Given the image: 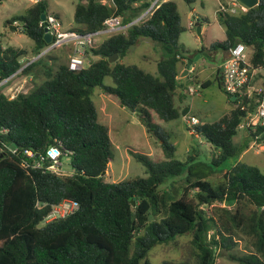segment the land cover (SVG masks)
<instances>
[{
    "label": "trees",
    "instance_id": "obj_1",
    "mask_svg": "<svg viewBox=\"0 0 264 264\" xmlns=\"http://www.w3.org/2000/svg\"><path fill=\"white\" fill-rule=\"evenodd\" d=\"M110 2L81 0L71 30L98 31L111 16H120L123 24H130L152 0ZM44 13L49 14L48 4L39 0L26 15L5 21L6 26L12 24V30H17L13 23L19 21L21 32L34 41L29 59L48 46L45 29L40 26ZM218 20L225 28V40L190 50L179 42L187 27L182 25L176 2L163 0L126 33L108 36L100 46L91 48L99 57L81 71L70 70L68 63L54 68L46 61V53L21 73L31 75L41 66L42 82L14 98L0 91V264H152L149 253L157 245L177 243L183 236L191 237L194 258L183 264H216L218 250L235 249L236 237H247L249 251L230 253V259L239 264H264V172L240 160L252 142L264 144V125L240 128L248 112L255 111L257 95L238 96L232 101L233 109L219 120L187 125L212 147L211 160H201L196 147L188 150L187 161L178 160L175 145L153 120V112L163 121L181 119L189 112V105L181 107L176 100L183 103L188 95L184 91L189 76L181 77L188 58L230 52L242 42L253 50V67L264 65V0L247 10L218 11ZM196 21L199 24L194 23V29L201 26V20ZM140 38L160 46L157 74L109 60L117 53L122 58ZM28 54L26 49L4 46L0 38V80L16 73ZM58 59L60 56L54 61ZM220 73L218 68L217 81L222 88ZM108 75L115 86L104 84ZM210 84L207 80L202 86ZM96 87L116 96L120 106L138 113L147 131L162 141L166 159L161 162L132 152L146 167L147 176L122 182L106 179L114 156L109 127L99 121L92 100ZM240 129L245 137L236 142ZM12 145L16 153L10 150ZM52 146L69 152L72 174L48 170L47 160L42 167L31 166ZM27 150L34 156H27ZM214 173L223 176L214 182ZM178 180L180 185H176ZM67 198L76 200L79 209L45 222L52 205ZM209 206L214 208L212 213L204 209Z\"/></svg>",
    "mask_w": 264,
    "mask_h": 264
},
{
    "label": "rangeland",
    "instance_id": "obj_2",
    "mask_svg": "<svg viewBox=\"0 0 264 264\" xmlns=\"http://www.w3.org/2000/svg\"><path fill=\"white\" fill-rule=\"evenodd\" d=\"M39 0H3L0 2V38L4 46H13L23 48L28 51L27 58L23 59L25 63L31 57L32 47L34 41L22 33L21 24L17 21L15 25L17 30H12V24L6 26L5 21L14 17L26 15L27 9ZM48 4L49 13L59 16L61 19L62 29L71 30L76 26L75 23V8L81 0H44ZM103 3L110 5V0H99ZM178 6L181 15L182 25L187 27V30L180 35L179 42L185 48L190 50L198 49L201 43L208 44L210 39L213 43L221 40L224 36V27L219 24L216 19V12L218 8L217 0H193L189 3L187 0H173ZM225 7H231V0H224L222 3ZM241 10L238 7V11ZM200 18L203 28L202 35L198 34L197 29L189 25L191 20ZM203 18L207 20L204 21ZM14 25V26H15ZM190 26V27H189ZM125 28L124 33L128 31ZM106 35L97 37V41L93 48H97L106 39ZM202 47V46H201ZM200 47V48H201ZM72 49L63 46L53 49L45 56L46 61L51 66L56 68L60 63H68ZM247 53L251 50L247 49ZM57 61L54 58L59 57ZM99 56L94 55L90 49H87L86 66L96 60ZM33 59V57L31 58ZM161 59V49L158 43L149 38H140L131 47L128 52L120 58V55L113 62L119 60L122 63L134 64L143 68L149 73H157V64ZM194 74L198 76L197 80L202 82L205 76L211 80V84L203 88L195 86L193 79H189L188 85L199 88V92L195 91L194 94H188L183 103L177 104L183 107L185 104L190 106V113L202 118L205 122H214L227 114L230 109L235 106L225 95L219 86L216 78L217 67L212 64L201 65L198 64ZM43 69L41 66L34 68L33 74H19L14 77L8 85L1 88V92L10 98H14L20 93L29 92L34 86L43 81ZM213 75H209V73ZM189 75V73L187 74ZM201 77V78H200ZM104 84L115 86V83L110 75L104 79ZM264 90V75L257 71L254 73L247 91L254 96L257 90ZM197 93L199 95H197ZM92 100L98 111V119L101 123L109 127V134L111 139V150L113 152V159L109 163L106 179L111 182H122L127 179L144 177L146 174V167L138 162L132 152H139L148 155L153 161L161 162L165 160V154L161 146L162 141L158 137L149 133L146 127L141 123L138 113L122 107L118 103L116 96L104 93L101 87H96L93 90ZM153 120L161 127V132L164 133L168 141L176 147V158L182 162L188 159V150L196 147L200 154L201 160H211L212 147L205 142L202 138L194 135L189 131V127L185 124L183 118L172 121H163L157 115H154ZM245 132L240 129L239 134L235 137L236 142L244 139ZM255 148H249L242 156L241 161L247 164L257 165L264 172V144H257ZM61 167L63 171L72 173L73 169L70 164V157L65 154L61 158ZM229 164V162H228ZM223 173H214L211 179L214 182L219 181ZM178 180L176 185L181 184ZM168 185V184H167ZM165 185L164 187H166ZM224 206L223 203H218ZM209 213H212L214 208L212 206L204 208ZM212 234V231L210 232ZM190 236H183L177 240V243L157 245L150 253L149 259L152 264H183L193 262L192 246L190 243ZM237 246L235 249L226 251L218 250L216 264H239L236 260L229 258V254L243 255L249 251V241L243 237H236ZM193 258V259H192Z\"/></svg>",
    "mask_w": 264,
    "mask_h": 264
},
{
    "label": "built area",
    "instance_id": "obj_3",
    "mask_svg": "<svg viewBox=\"0 0 264 264\" xmlns=\"http://www.w3.org/2000/svg\"><path fill=\"white\" fill-rule=\"evenodd\" d=\"M163 0H152L149 8L142 13L135 21L130 24H123L122 18L120 16H111L105 21V27L95 31L81 33L76 30H63L60 19H58L54 14L49 13L46 15L45 20L40 21V26L44 27L45 33L48 32L52 36L51 42L48 44L46 49H44L38 56L33 57V59L27 60L23 63L22 67L13 75L8 78L0 80V90L11 82V80L17 75L21 74L23 69L30 63L38 59L40 56L46 54L47 52L57 49L63 46L70 47L72 52L69 57L68 66L72 71H81L86 66L87 49L93 48L97 41V37L100 35L111 36L124 32L125 28L129 27L131 24L140 21L142 18L153 13V11L160 5ZM237 4H232L231 7H225L223 4L220 5L218 11L229 10L231 12H236L238 10ZM242 10H247V7L241 4ZM15 21L13 24H17ZM194 21H190V25H193ZM15 26H19L15 25ZM247 46L239 42L233 48L230 49V55L228 59L224 62L223 72H222V88L229 96L242 97L247 92L246 88L249 87L251 79L257 71L264 75V65L257 68L253 67L247 56ZM195 90H191L194 92ZM248 94V93H247ZM253 94H249L251 96ZM257 105L253 112H248L245 120L240 125V128H246L248 126H255L258 124L264 125V90H257ZM185 121L189 127H195L200 123V120L195 116H188ZM257 142H252L250 148L257 147ZM5 150V149H1ZM13 153H16V147H10ZM27 156L33 157L32 151H25ZM69 152H63L58 146H52L46 150V155H41L40 159L35 160L31 165L32 167H42L44 161H49V165L46 167L48 170L58 174V175H70L66 171H63L61 165V158L63 155ZM24 166H28L27 160L23 161ZM72 174V173H71ZM79 203L74 199H64L58 204H54L51 207V211L48 213L45 222H49L55 219L64 218L76 212L79 209Z\"/></svg>",
    "mask_w": 264,
    "mask_h": 264
},
{
    "label": "crops",
    "instance_id": "obj_4",
    "mask_svg": "<svg viewBox=\"0 0 264 264\" xmlns=\"http://www.w3.org/2000/svg\"><path fill=\"white\" fill-rule=\"evenodd\" d=\"M218 1V8H217V12H216V19H217V21L219 22V20H218V9H219V7H220V5L222 4V3H224V0H217ZM232 4H237L236 6H237V8L238 7H240L241 8V3L240 2H235V1H232ZM197 19H200V18H195L194 20H191V21H194V23L197 25V23L199 24V21H196ZM204 19V21L205 20H207L206 18H203ZM219 24H220V22H219ZM189 25H190V22H189ZM201 25H202V23H201ZM221 25V24H220ZM190 27V26H189ZM201 27V34L200 35H202V33H203V28H202V26H200ZM224 27V26H223ZM223 33H224V36H223V38L221 39V40H225V38H226V33H225V28H224V31H223ZM213 43V39H210L209 41H208V44H202L201 43V46L202 45H205V46H209V45H211ZM200 46V47H201ZM200 47H196V48H198V49H200ZM247 49H250L251 50V52L250 53H247V56H248V59H249V61L251 60V56H252V54H253V50L251 49V48H249V47H247ZM200 55V57H199V59L191 66V68L189 69V75H186V76H184V77H187V76H189V78H187L186 80H185V84H186V89H185V91L184 92H186V94H194L195 93V91L194 92H191V90L193 89V90H195L196 89V91H198L199 92V88H194L196 85L197 86H199V87H201V89H200V91L204 88L203 86H202V83L203 82H205V81H207V80H210V79H208L206 76H208V75H206L205 76V80H203L202 82H197V78H196V75L194 74L195 72H196V67L198 66V64H201V65H205V64H212V65H216V67H217V73H216V78H217V75H218V68H220V71H221V67H223V65H224V62L228 59V57H229V55H230V52H218V53H216V54H210L209 56L208 55H203V56H201V54H199ZM187 65V64H186ZM186 68V66L185 67H183L182 68V71H181V77L183 78V76H182V73H183V71H184V69ZM194 70H195V72H194ZM154 74H157V73H154ZM209 75H213V73L211 72V73H209ZM199 76V75H198ZM201 78V77H200ZM189 79H193V83H195V86H190V85H188V80ZM219 79H221L222 80V71H221V73L219 74ZM211 81V80H210ZM222 89V91H223V88H221ZM245 91L248 93V94H250L248 91H247V88L245 89ZM200 93V92H199ZM224 93V92H223ZM197 95H199L198 93H197ZM225 95H227V94H225ZM188 96V95H187ZM228 96V98H229V100L231 101V103H232V99L230 98V96L229 95H227ZM186 105V104H185ZM232 110V108L230 109V111ZM229 111V112H230ZM228 112V113H229ZM227 113V114H228ZM154 115H156V113H154ZM225 115V114H224ZM223 115V116H224ZM188 116H195V117H197L199 120H200V122L202 123V122H205L204 120H202V118H200V117H198V116H196L195 114H191L190 113V108H189V112L186 114V115H184L182 118H183V120L185 121V118L186 117H188ZM220 119V118H219ZM218 119V120H219ZM185 124L187 125V123H186V121H185Z\"/></svg>",
    "mask_w": 264,
    "mask_h": 264
},
{
    "label": "water",
    "instance_id": "obj_5",
    "mask_svg": "<svg viewBox=\"0 0 264 264\" xmlns=\"http://www.w3.org/2000/svg\"><path fill=\"white\" fill-rule=\"evenodd\" d=\"M3 1V0H0V2ZM241 4H243L244 6H246L247 8H253L257 5H259L260 3V0H238ZM46 19V14H42V20H45ZM198 25V23H197ZM197 31H198V34L200 35L201 34V27L198 26L197 27ZM44 39L46 41L47 44H49L52 40V36L50 33L46 32L45 35H44ZM132 46V45H131ZM130 46V47H131ZM118 53L117 54H113L109 60L110 62H113L114 59H116L118 57ZM200 55H196L195 58H188L187 59V65H186V68L184 69L183 73H182V76H186L189 72V69L191 68V66L199 59ZM221 71L223 72V67H221ZM224 94H226V92L223 90ZM231 99L232 101L236 100V96H231ZM15 145H12V148H14ZM2 157V156H1Z\"/></svg>",
    "mask_w": 264,
    "mask_h": 264
}]
</instances>
